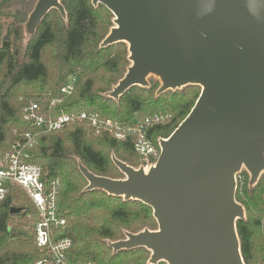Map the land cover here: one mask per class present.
Listing matches in <instances>:
<instances>
[{
  "label": "water",
  "instance_id": "95a60500",
  "mask_svg": "<svg viewBox=\"0 0 264 264\" xmlns=\"http://www.w3.org/2000/svg\"><path fill=\"white\" fill-rule=\"evenodd\" d=\"M114 17L102 41L125 43L131 63L109 93L160 81L156 96L186 86L200 95L160 155L144 172L113 159L124 179L96 176L83 167L86 191H102L151 208L156 231L125 233L112 252L146 249L149 264H244L236 221V174L254 184L264 170V0H90ZM60 0H37L25 28L34 34ZM21 210L14 208L12 214Z\"/></svg>",
  "mask_w": 264,
  "mask_h": 264
},
{
  "label": "trees",
  "instance_id": "16d2710c",
  "mask_svg": "<svg viewBox=\"0 0 264 264\" xmlns=\"http://www.w3.org/2000/svg\"><path fill=\"white\" fill-rule=\"evenodd\" d=\"M31 2L0 0V161L24 134L35 135V144L27 148L24 161L39 168L43 183L58 182V210L66 220L58 234L71 239L69 263L149 264L146 249L114 254L107 242L123 240L122 232L156 231L151 208L102 191H86L87 182L79 172L83 167L96 176L124 179L113 158L134 169L140 167L132 149L133 137L117 141L108 135L96 136L85 125L36 134L24 120V110L31 102L53 97L74 77L71 95L54 108L57 114L94 113L127 125L154 113L167 114L168 123L147 131L157 145L158 139L168 138L186 118L200 93L195 98L177 91L156 96L159 85L149 83L130 88L116 100L110 98L112 87L131 65L125 43L100 47L107 36L100 11L114 20L113 15L100 4L92 6L90 0H60L65 16L51 10L24 42ZM102 147L111 150L112 156ZM235 200L244 210V217L235 224L243 262L264 264V173L254 184L245 182L242 195L236 191ZM14 208L21 211L12 214ZM28 213L33 211L25 194L8 187L0 201V264H31L43 257L25 220Z\"/></svg>",
  "mask_w": 264,
  "mask_h": 264
},
{
  "label": "built area",
  "instance_id": "2783aa9c",
  "mask_svg": "<svg viewBox=\"0 0 264 264\" xmlns=\"http://www.w3.org/2000/svg\"><path fill=\"white\" fill-rule=\"evenodd\" d=\"M74 77L61 87L53 97L41 102H31L24 110V120L31 124L36 134L58 132L74 125H85L96 136L108 135L117 141L133 137L132 149L140 161L144 172L153 168L160 155V141L154 145L147 131L155 126L168 123L167 114H152L141 122L131 125L105 120L94 113H60L54 110L64 97L73 91ZM35 135L24 134L14 142L0 161V201L4 200L8 187L20 189L31 203L33 214L25 220L32 228L35 243L43 257L31 264H71L67 253L71 249V239L58 234L66 225V220L58 210V182L45 184L41 181L39 168L24 161L28 147L35 144ZM137 168V169H139ZM92 264V263H86Z\"/></svg>",
  "mask_w": 264,
  "mask_h": 264
},
{
  "label": "rangeland",
  "instance_id": "374dc122",
  "mask_svg": "<svg viewBox=\"0 0 264 264\" xmlns=\"http://www.w3.org/2000/svg\"><path fill=\"white\" fill-rule=\"evenodd\" d=\"M32 2H31V9H29V11H30V13L33 11V9H34V6H35V4H36V2H37V0H31ZM30 13L27 15V19H28V17H29V15H30ZM100 13H104V14H102V16H100V19L102 20V22H104V24L106 25V28H107V31H106V35H108L109 34V32H110V30L115 26L114 25V23H113V19H112V17H110L108 14H106L105 12H103V11H100ZM27 22V21H26ZM101 23V22H100ZM29 34H28V32L26 31V28H25V30L23 31V34H22V40L25 42L28 38H29ZM147 82H148V84L149 83H153V84H155V83H157L158 85H159V87H160V81H159V79L156 77V76H154L153 74H150L149 76H148V78H147ZM117 85V83L112 87V89L115 87ZM175 91H177V92H187V93H189V95L190 96H192V98H195V96H197V94L199 95V93L201 92V89L200 88H192V87H183V88H181V89H177V90H174V92ZM173 92V91H172ZM161 139L163 140V139H165V138H162L161 137ZM105 154H107V155H111L112 156V151L111 150H107L106 148H104V147H102V148H100ZM113 158V157H112ZM113 159H115V158H113ZM131 159L133 160V161H135V163L137 164L138 162H137V160L133 157H131ZM135 168H137V166L135 167ZM262 173H264V170H263V172ZM261 173V174H262ZM123 178V177H122ZM235 181H236V191L238 192L239 191V194H241L242 195V186H243V184L246 182L247 184H250V175H249V173L247 172V170L245 169V168H241L240 169V171L238 172V174H236V177H235ZM125 233V232H124ZM124 233L122 232V234H123V236H124ZM125 239V236H124V238H123V240ZM107 244L109 245V244H112V243H109V242H107ZM113 253V252H112ZM135 253V252H134ZM145 256L148 258V262H149V259H150V256H151V252L150 251H148V250H146V252H145Z\"/></svg>",
  "mask_w": 264,
  "mask_h": 264
}]
</instances>
